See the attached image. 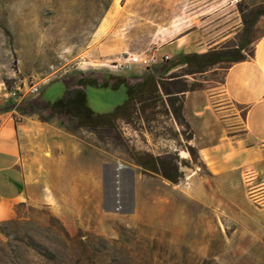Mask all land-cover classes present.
I'll use <instances>...</instances> for the list:
<instances>
[{"label":"rangeland","instance_id":"374dc122","mask_svg":"<svg viewBox=\"0 0 264 264\" xmlns=\"http://www.w3.org/2000/svg\"><path fill=\"white\" fill-rule=\"evenodd\" d=\"M116 7L108 31L96 36L103 17ZM259 7L264 0H0V90L18 92L0 106L15 107L43 92L54 102L64 97L66 88L55 80L84 73L117 82V77L133 76L135 68L157 78L178 72L185 65L182 54L159 49L198 24L202 12L218 8L230 10L243 26L229 43L245 38L252 52L254 39L264 32V15L245 35L242 14L250 20ZM142 52L168 54L170 59L151 67L111 66L129 53ZM163 66L168 67L164 73ZM226 68L221 65L189 80L212 88L227 113L237 112L221 87ZM36 84L39 91L30 93ZM85 91L96 114L113 112L127 98L124 85L86 86ZM158 95L155 112L144 113L138 104L127 111V118L94 130L79 126L69 114L42 124L35 114L0 110V127L12 118L39 124L26 133L32 196L14 219L0 220V264H45L36 251L52 258L51 264H264V177L253 168L239 181L221 184L199 157L193 168L181 166L184 178L174 184L136 165L133 150L177 153L189 161V151L187 157L182 151L189 144H198L201 156L218 161L200 129L195 141L181 135L182 127L163 104L166 96ZM118 163L134 172L129 208L126 196L123 208L117 207L109 168ZM61 225L74 237L73 244Z\"/></svg>","mask_w":264,"mask_h":264},{"label":"crops","instance_id":"0c3cea01","mask_svg":"<svg viewBox=\"0 0 264 264\" xmlns=\"http://www.w3.org/2000/svg\"><path fill=\"white\" fill-rule=\"evenodd\" d=\"M117 13L118 7L106 13L95 31L96 36L108 31ZM200 15L198 24L186 29L184 34H177L159 50L168 49L172 55L206 52L232 41L243 27L230 10L218 8ZM253 49L254 57L226 68L221 85L226 98L238 107L237 112L227 113L208 87L189 91L184 99L183 112L194 131L192 141L200 129L211 140V153L218 161L199 153L200 160L206 164L210 177L221 184L239 181L249 168L264 177V32L254 39ZM135 69L132 75L145 73L141 68ZM0 110L9 114L18 111L16 106H0ZM40 120L42 124L49 123ZM31 121L20 123L12 118L0 127V220L14 219L18 208L32 196L26 133L37 129L39 124ZM182 151L183 157H187L188 152Z\"/></svg>","mask_w":264,"mask_h":264},{"label":"trees","instance_id":"16d2710c","mask_svg":"<svg viewBox=\"0 0 264 264\" xmlns=\"http://www.w3.org/2000/svg\"><path fill=\"white\" fill-rule=\"evenodd\" d=\"M243 12V10H242ZM264 15V7H259L251 11V19L247 18L246 14H242L245 24L244 33H247L253 28L259 17ZM249 41L242 39L239 44H230L212 48L206 52H189L183 53L182 59L185 65L178 72H172L166 76L160 75L155 77L149 70L143 75H133L130 77H117V82H109L108 80L100 81L98 77L90 76L86 73L81 74L77 79H58L60 83L66 85L64 97L50 102L46 99L43 92L40 98L22 100L16 105L18 111L22 114L33 115L37 114L42 121H48L56 115L69 114L77 119V124L81 127L89 129H97L106 126H112L114 119L127 118L126 113L131 108L140 104L142 111L145 113L147 109L157 107L158 98L162 93L166 96L163 104L168 107L176 122L182 127L181 135L191 142L194 139V131L187 121L184 112V99L189 91L204 89L202 82H190L189 77H194L197 74H203L210 69L221 65H227L247 60L254 57V49L248 51ZM167 66L161 68L164 73ZM114 77V76H110ZM52 83V82H51ZM124 85L127 92V98L123 104L119 105L113 112L107 114H96L88 106V96L85 91L86 86L97 88H106L111 86L117 89ZM156 94V100L154 99ZM11 104L8 105L10 107ZM134 111V110H133ZM157 113V112H156ZM191 154V160L186 161L180 159L177 153H166L163 155H154L152 152L144 150H133L131 156L136 165L140 166L144 173H156L171 183L178 184L184 178L182 165L193 168L192 163L199 159V152L196 146L187 145L184 149ZM62 234L73 244L74 237L71 236L64 225H61ZM45 264H51L53 259L46 254L36 251Z\"/></svg>","mask_w":264,"mask_h":264},{"label":"built area","instance_id":"2783aa9c","mask_svg":"<svg viewBox=\"0 0 264 264\" xmlns=\"http://www.w3.org/2000/svg\"><path fill=\"white\" fill-rule=\"evenodd\" d=\"M170 56L168 54H164L159 56L157 53H129L127 56H124L122 59H118L112 63V67L116 70H125L131 69L133 65H141L144 67H151L160 63L161 61H168ZM39 91V86L36 84L31 86L29 92L30 93H37ZM18 92L15 90H7L4 88L0 90V101L5 99L9 101L10 99L16 98Z\"/></svg>","mask_w":264,"mask_h":264},{"label":"water","instance_id":"95a60500","mask_svg":"<svg viewBox=\"0 0 264 264\" xmlns=\"http://www.w3.org/2000/svg\"><path fill=\"white\" fill-rule=\"evenodd\" d=\"M117 167L118 170H120L118 173ZM125 168V165L122 163L112 165L109 168L110 175L116 183V202L118 203V209L123 208L122 200L125 196L128 198L126 201L127 208H129L134 201V172L126 170Z\"/></svg>","mask_w":264,"mask_h":264},{"label":"bare ground","instance_id":"6f19581e","mask_svg":"<svg viewBox=\"0 0 264 264\" xmlns=\"http://www.w3.org/2000/svg\"><path fill=\"white\" fill-rule=\"evenodd\" d=\"M119 171H120V170H118V167H117V173H118ZM117 173H116V174H117ZM116 177H117V176H116ZM117 179H118V177H117Z\"/></svg>","mask_w":264,"mask_h":264}]
</instances>
